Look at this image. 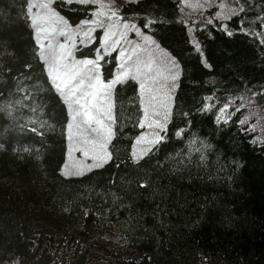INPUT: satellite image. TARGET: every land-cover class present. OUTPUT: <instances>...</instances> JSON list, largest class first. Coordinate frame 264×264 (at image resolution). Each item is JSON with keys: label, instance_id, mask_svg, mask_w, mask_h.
<instances>
[{"label": "trees", "instance_id": "obj_1", "mask_svg": "<svg viewBox=\"0 0 264 264\" xmlns=\"http://www.w3.org/2000/svg\"><path fill=\"white\" fill-rule=\"evenodd\" d=\"M241 2L232 36L200 24L215 7L181 16L176 0L122 4L138 26L158 21L146 34L180 66L168 133L132 158L143 106L129 78L113 91L111 158L67 176L70 113L37 51L30 0H0V264H264V144L250 143L264 127V45L238 24L246 17L245 28L258 30L264 0ZM59 7L73 25L85 18L81 5ZM96 46L76 56L90 58ZM106 60L104 80L117 54ZM242 95L246 107L227 125L214 123L215 108L199 111L208 96L218 108ZM245 116L242 127L256 123V133L237 125Z\"/></svg>", "mask_w": 264, "mask_h": 264}, {"label": "snow or ice", "instance_id": "obj_2", "mask_svg": "<svg viewBox=\"0 0 264 264\" xmlns=\"http://www.w3.org/2000/svg\"><path fill=\"white\" fill-rule=\"evenodd\" d=\"M130 2H134V0H130ZM245 2H248V0H245ZM234 3L236 5L235 7H226L223 0H194V2L193 0H176L177 10L181 16L185 15L183 12L185 7L200 10L201 12L211 10L215 7L216 10L211 12L209 16L201 15L199 22L201 25H214L224 31L228 36L233 35V32L229 30V22L245 12V7L241 0H234ZM74 4L83 6L86 14L84 19L79 20L73 25L62 14L59 6H70ZM33 10L35 11L32 15V23L35 26L37 34L40 36V39L37 41V51L43 52L45 49L51 51V37L58 34L59 46L64 48L67 45L73 49L72 52L67 53L68 59H75L83 68L89 69V78L93 81L92 87L99 85L102 88L103 93L99 98L102 99L103 95H107L117 85L126 83L129 78L139 81V88L142 93L148 87L147 81L141 79L140 64L142 62L139 59L135 61L132 59V55L140 45L132 44V41L127 39L128 33L131 32L140 37L145 45H152L160 52L162 62L166 65L169 73L168 76L164 77L166 81H169L168 84L163 86L167 89L164 94L170 100L172 99L171 94L176 87L175 82L180 76V66L175 59L159 48V45L156 44L150 35L146 34L152 30L158 21L145 19L138 26L130 18L121 16L120 9L116 8L113 4H105L104 0H33L29 11L32 12ZM246 19V17L239 19V30L264 45V38H262L264 37V15H258L254 21L258 25V30H249L252 22L249 23V28H245ZM196 28L197 22L193 21V27L188 30L193 31ZM117 29H120V31L117 32ZM98 32L99 36H97ZM60 38H63V42H60ZM122 42L132 44V53H129L122 46ZM190 43L193 52L201 53L202 56L199 42L191 39ZM93 44L97 46L93 49L92 57H82L79 59L75 57V51L90 47ZM113 53L117 54V71L107 80H104L102 79L103 65L108 63L106 57H111ZM204 63L206 67H211L206 62ZM149 71H151L150 66ZM155 79V77H148V80L152 82H155ZM256 94L253 92L252 96L254 97ZM259 94L264 95V91ZM89 95L91 96V93ZM97 98L96 96H91L89 102L91 103ZM244 98L245 96L243 95L235 98L230 97L227 99V102L217 108L214 97L208 96L205 98V103L199 111L210 113L215 108L214 123L227 125L237 112H240L246 107L243 104ZM151 99L156 100L157 98L151 96ZM238 101L240 102L239 107L236 106ZM150 107L153 109L151 116H149ZM161 107L163 108V114H161V109L153 104H149L148 107L144 108L143 117L138 127L141 129H150L151 132L150 134L141 135L135 140V145L139 147L131 152V156L136 161L147 155L156 144H159L165 139L168 133V124L172 115L171 108H168L166 104ZM230 107L233 109L232 111H229ZM86 115H88L89 119L92 118L91 113H86ZM249 119L248 116H245L237 121V125L241 126L242 132L256 133V123L251 124L247 128L242 127L249 124ZM98 123L102 125L103 121H98ZM184 132L185 128L181 127L174 131V135L179 138L184 135ZM260 133L254 135L250 143L264 144V127L260 128ZM110 158L111 154L105 153L103 157L99 158L97 166L102 167ZM89 159H93V157H89ZM64 174L66 175L67 172L65 171Z\"/></svg>", "mask_w": 264, "mask_h": 264}, {"label": "rangeland", "instance_id": "obj_3", "mask_svg": "<svg viewBox=\"0 0 264 264\" xmlns=\"http://www.w3.org/2000/svg\"><path fill=\"white\" fill-rule=\"evenodd\" d=\"M126 1L128 0H104V3L113 4L116 8L120 9L121 15V6ZM32 3L33 0H30V7ZM184 10L192 15H199V13H201L200 10H193V8L189 7H185ZM34 11L35 10L30 12L31 20ZM116 31L119 32L120 29H117ZM35 35L36 40L38 41L40 36L37 34L36 29ZM58 39V34L53 35L51 37L52 50L49 51L48 49H45L41 52V56L46 64L53 83L60 94L64 97L69 107L70 123L67 136L68 151L63 172L66 171L67 176H76L95 167H99L97 166L99 158L103 157L105 153H110L109 143L112 140L114 133V88L107 95H103L102 99L99 98L101 97L103 90L99 85L92 87L93 81L89 78L90 70L83 68L75 59L69 60L67 53L72 52L73 49L67 45L64 48H61ZM127 39L132 41V44L140 45L132 55V59L133 61L139 59L142 62L140 64L142 73L141 79L146 80L148 83L147 89L144 90L143 93L141 92L143 111L149 104H153L157 108H160L161 114H163V108L161 106L166 104L168 108H171L172 112L177 83L175 82L176 87L171 94L172 99L170 100L164 94L167 89L163 86L169 83L164 77L168 76L169 73L166 65L162 62L160 52L152 45H145L140 37L136 36L134 33L129 32ZM60 42H63V38H60ZM132 44L122 42V46L129 53H132ZM156 44L159 45L160 49L171 56V54L158 42H156ZM74 55L79 59L76 56V51L74 52ZM172 58L175 59L174 57ZM149 66L151 67V71H149ZM148 77H155V82L149 81ZM90 93L91 96L98 97L91 103L89 102L91 100ZM151 96H155L157 99L152 100ZM152 110L153 109L150 107L149 116H151ZM86 113H91L92 118L89 119ZM98 121H103V124L101 125ZM150 132V129L144 128L139 136L148 133L150 134ZM138 147L139 146L134 143L133 150ZM89 157H93V159H89ZM65 166L67 167L65 168Z\"/></svg>", "mask_w": 264, "mask_h": 264}, {"label": "bare ground", "instance_id": "obj_4", "mask_svg": "<svg viewBox=\"0 0 264 264\" xmlns=\"http://www.w3.org/2000/svg\"><path fill=\"white\" fill-rule=\"evenodd\" d=\"M31 22H32V20H31ZM32 25H33V23H32ZM34 27V26H33ZM35 30V29H34ZM35 38H36V35H35ZM63 97V96H62ZM63 99H64V97H63ZM65 100V99H64Z\"/></svg>", "mask_w": 264, "mask_h": 264}]
</instances>
